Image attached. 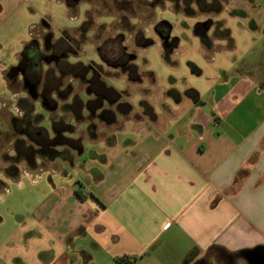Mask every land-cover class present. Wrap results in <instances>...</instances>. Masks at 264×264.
I'll list each match as a JSON object with an SVG mask.
<instances>
[{"label": "crops", "instance_id": "obj_1", "mask_svg": "<svg viewBox=\"0 0 264 264\" xmlns=\"http://www.w3.org/2000/svg\"><path fill=\"white\" fill-rule=\"evenodd\" d=\"M230 11L246 23L235 31L216 19L228 35L200 36L207 68L187 61L205 92L189 87L167 104L157 95L159 107L145 98L143 110L127 97L124 113L140 116L128 150L114 148V133L108 150L86 148L90 164L77 151L80 188L28 207L0 241V264H246L243 251L264 247V0ZM176 44H161L165 62ZM222 49L229 60L208 68ZM16 65L4 71L10 90Z\"/></svg>", "mask_w": 264, "mask_h": 264}, {"label": "rangeland", "instance_id": "obj_2", "mask_svg": "<svg viewBox=\"0 0 264 264\" xmlns=\"http://www.w3.org/2000/svg\"><path fill=\"white\" fill-rule=\"evenodd\" d=\"M225 1L223 4L219 0H0V241L13 230L14 221L26 217L28 207L48 200L57 193L54 189L67 185L80 188L75 181L80 180L78 173L82 166L75 165L87 161L90 164L86 148L108 150L107 146L114 144V133L118 142L114 148L128 147L123 143L137 135L127 128L137 115L133 111L124 113L127 106L119 104L120 101L128 97V101L143 110L139 101L145 98L159 107L160 103L155 102L157 95L161 103L167 104L172 100L170 93H185L189 87L205 92L206 79L192 73L187 65L192 59L196 65L207 68L201 34L212 35L215 28H223L216 19L235 31L246 23L245 18L230 13L243 0ZM165 41L177 42L170 54L171 62L163 60L161 44ZM214 42L225 44L222 39ZM28 43L27 50L39 54L35 61L41 69V80L36 97L26 93L18 75L12 74V92L4 77V71L18 64ZM54 43L56 47L51 48ZM59 48L65 51L64 56L43 58L56 54ZM229 55L230 50L223 49L210 54L220 59L211 62L208 68L229 60ZM89 70L94 75L95 88L99 89V82L104 81L117 93L105 92L111 99L96 102L104 103L108 110L105 116L113 122L102 120L99 116L102 108L97 104L93 110L88 107L85 99L95 96L87 93V83L75 74ZM57 86L59 91L55 93L53 87ZM20 97L34 107L28 127L31 138L20 131L23 116L17 104ZM46 98L51 106L42 104ZM126 119V128L118 130L124 128ZM49 121L60 128L57 133L60 139L45 146V137L52 139L55 135ZM56 150L57 155L47 157ZM8 167L19 170L16 178L6 174Z\"/></svg>", "mask_w": 264, "mask_h": 264}, {"label": "trees", "instance_id": "obj_3", "mask_svg": "<svg viewBox=\"0 0 264 264\" xmlns=\"http://www.w3.org/2000/svg\"><path fill=\"white\" fill-rule=\"evenodd\" d=\"M214 8H216V6ZM217 33H220L221 34V35L219 34L220 36H227L228 35V30L223 27L221 29H218V32ZM201 35L204 36V34H201ZM171 44H174V42H166V45H171ZM28 45H29V43L27 45H25L24 50L21 53V59L19 60L18 65H25V64L28 65L27 66L28 67V70H26V74L25 75L27 77H29L31 80H33V81H39V80H41V76H40L41 69H40L39 65L37 66V61H35L36 59L39 58V54H38L37 51L30 53L27 50L28 49ZM50 47L51 48L56 47V43H54V46L50 45ZM56 50H58L56 54L53 53L54 55L44 56L43 58H45V59H50V58L58 59L59 57L65 55V51L64 50L62 51L60 48L59 49H56ZM65 50H67V49H65ZM68 64H69L70 67L73 66L69 61H68ZM60 70H61V72H65V71H63L64 69H60ZM67 72H70V70L67 71ZM63 74H66V72L63 73ZM75 76H77L80 79H84L85 82L87 83V85H86V91H87V93L88 94H91L92 96L93 95L95 96L94 98H90V99L87 98L86 99L87 100L88 107L91 110H93V108L95 107V104H97V107L99 106V107L102 108V112L99 114V116L102 119H104V120H108V116L107 117L105 116V112H107L108 110L105 109L104 103H102V102L103 101L107 102L108 100L111 99L108 94L113 93V94L116 95L117 93H115V91L110 86L106 85V83L104 81L99 82L100 85H101L99 89L95 88L93 86V84H92L94 82V75L92 73H90V70L89 71H86V73H84V74H82V72L81 73H77V74H75ZM96 80H97V78H96ZM56 81H57V85H59L60 81H59V79L57 77H56ZM53 88H56L54 90L55 93L57 91H59L58 86L57 87H53ZM105 92H107L108 94H105ZM100 99L102 100V102L96 103ZM49 103H51V102L48 100V98L44 99L43 102H42V104L45 105V106H51V105H49ZM17 104H18V107L23 110V116L20 119V122L22 124L21 127H20L21 128L20 131L22 133H24L26 137L31 138V137H29L30 136V133H29L30 131H28V127H29L30 122H31V120H30V114H31V111L34 109L33 104L28 103L23 98H20L18 100V103ZM119 104H125L127 106V108H128V104L126 102H124V101H120ZM50 126H51L52 132L55 135H54V137L52 139H49V137H45L44 142L47 143V144H45V146H48L49 144H50L49 146H52L51 143L58 142V139H60L59 134H57L60 131V128L56 125L55 122L54 123L50 122ZM68 127L70 128L71 126L68 125ZM42 150L43 149H40L39 152H42ZM15 152L17 154H19L20 150L16 149ZM51 153H53V154L47 156L50 159L53 158L55 155H57V154H54V153H57V150L56 151H52ZM44 156L46 157L45 154H44ZM15 159H19V156L15 155ZM5 172L10 177L16 178L17 175H18L19 170L17 168L12 167V168H9V169L6 168V171ZM81 197H82V195H81ZM215 248H216L215 250H218V252L223 253L227 258H231V259H233L234 257H236V256H238L240 254V252H238V253H229V252H226L225 250H223L220 247H215ZM118 260L120 262H122V263H124V261H125V263H126V259L125 258L120 257V258H118Z\"/></svg>", "mask_w": 264, "mask_h": 264}, {"label": "water", "instance_id": "obj_4", "mask_svg": "<svg viewBox=\"0 0 264 264\" xmlns=\"http://www.w3.org/2000/svg\"><path fill=\"white\" fill-rule=\"evenodd\" d=\"M23 85L27 90V94L31 97H36V84L29 82L22 75ZM246 264H264V247L258 246L241 253Z\"/></svg>", "mask_w": 264, "mask_h": 264}, {"label": "flooded vegetation", "instance_id": "obj_5", "mask_svg": "<svg viewBox=\"0 0 264 264\" xmlns=\"http://www.w3.org/2000/svg\"><path fill=\"white\" fill-rule=\"evenodd\" d=\"M27 66L28 65H26V64L25 65H18L17 64L16 67H14L12 69V74L18 75L19 77H22V75H23V77L26 78L29 82L36 84V95H37V84H38L39 81H33L29 77H27L25 75L26 74V70H28V67Z\"/></svg>", "mask_w": 264, "mask_h": 264}]
</instances>
